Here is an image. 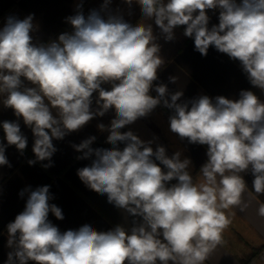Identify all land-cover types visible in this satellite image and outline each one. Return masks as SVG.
<instances>
[{"label": "clouds", "instance_id": "9594fccd", "mask_svg": "<svg viewBox=\"0 0 264 264\" xmlns=\"http://www.w3.org/2000/svg\"><path fill=\"white\" fill-rule=\"evenodd\" d=\"M145 17L172 39L177 26L194 39L202 55L210 46L239 60L253 87L264 90V0H138ZM219 8V23L209 28L207 10ZM32 15L9 16L0 28V92L6 107L22 117L35 136L37 159L56 150L52 139L81 128L93 118L91 97L99 93V115L114 108L108 143L92 149L91 140L79 145L84 157L95 155L91 166L79 170L80 179L109 202L140 215L144 224L127 234L122 228L98 232L89 225L61 232L49 213L63 219L50 205L48 187L30 193L24 211L7 225L8 245L16 244L20 264H202L230 224L224 210L241 201L245 181L239 173L251 169L253 191L264 194V103L250 90L239 99L203 95L177 104L170 129L191 143L207 145L203 182L194 184L186 171L188 160L168 158L163 147L155 152L125 125L145 116L159 99L149 95L161 59L152 43V26H132L122 18L104 19L93 11L70 17L71 34L59 43L36 47L31 42ZM25 78L37 88L19 90ZM111 83V89L101 87ZM164 96L166 88H156ZM47 101V103H46ZM167 104V101H165ZM58 109L59 118L51 109ZM8 145L26 148L27 139L16 122L2 124ZM126 142L121 150L116 145ZM155 157V159H153ZM159 161V164L156 163ZM7 163L0 145V165ZM33 163V161H29ZM163 166L164 171L161 167ZM47 167V165H46ZM177 182L168 186L167 182ZM264 216V204L259 208ZM162 237V238H161ZM13 261L9 252L6 264Z\"/></svg>", "mask_w": 264, "mask_h": 264}, {"label": "crops", "instance_id": "0c3cea01", "mask_svg": "<svg viewBox=\"0 0 264 264\" xmlns=\"http://www.w3.org/2000/svg\"><path fill=\"white\" fill-rule=\"evenodd\" d=\"M93 11L104 19L109 16L122 18L132 26L151 25L154 37L152 43L158 47L156 55L162 61L157 69V79L152 82L149 91V95L158 98L159 103L145 116L138 117L119 131L131 132L145 146L151 147L153 152L163 147L168 158L179 154L180 161H189L186 171L193 183H202L200 169L208 159L207 145L191 143L171 131L170 118L176 113L174 107L167 105L172 103V95L181 93L176 103L190 105L203 95L212 98L213 102L219 96L235 100L239 99L241 91L250 90L264 103V90L251 85L239 60L230 58L213 46L209 47L207 55H202L196 50L194 39L184 35L186 26L175 27L172 39H167V34L155 25L154 18L143 15L138 0H0V28L9 16L24 19L32 15V44L36 47L48 46L59 43L60 35L73 32L70 17L77 13L87 17ZM219 11V8L207 10L209 28L219 23ZM21 80V91L38 87L23 77ZM111 86V83L101 84L105 90H110ZM159 86L166 88L162 97L156 92ZM6 98L7 92H0V145L4 147L7 160V163L0 165V264H6L9 252L13 253L11 264H20L15 258L16 244L11 247L8 245L7 225L24 211L30 193L44 186L48 187V203L58 207L63 216V219H57L50 212L48 218L62 233L77 231L89 225L98 232L114 231L119 227L131 234L133 229L144 224L140 215H134L126 208L109 202L107 194L92 190L79 177V170L91 166L95 159L94 154L84 157L87 149L78 150L80 144L91 140L89 147L92 149L113 147L107 138L111 122L116 118L115 109L111 108L103 115L98 114V91L91 97L93 118L77 130L66 131L62 138H53L52 144L56 150L44 160L37 159L33 152L36 138L31 128L24 124L22 117L15 116L13 110L5 106ZM51 111L59 118L58 109L53 108ZM5 121L19 124L21 133L27 139L25 149L7 144L2 128ZM125 143L120 142L116 146L122 150ZM156 163L159 164V161ZM239 175L246 185L241 201L224 210L231 222L202 264H264V253L251 259L254 251L264 245V216L259 215L264 194L253 191L254 176L251 169ZM176 182L173 179L167 184L171 186ZM28 264L35 262L28 261ZM157 264L160 262L157 261Z\"/></svg>", "mask_w": 264, "mask_h": 264}, {"label": "trees", "instance_id": "16d2710c", "mask_svg": "<svg viewBox=\"0 0 264 264\" xmlns=\"http://www.w3.org/2000/svg\"><path fill=\"white\" fill-rule=\"evenodd\" d=\"M263 251H264V245L258 247V248L254 251V253H253L251 259H252V258H255V257L259 256V255H261ZM251 259H250V260H251Z\"/></svg>", "mask_w": 264, "mask_h": 264}, {"label": "rangeland", "instance_id": "374dc122", "mask_svg": "<svg viewBox=\"0 0 264 264\" xmlns=\"http://www.w3.org/2000/svg\"><path fill=\"white\" fill-rule=\"evenodd\" d=\"M263 253H264V251L262 252V254L261 255H259V256H262L263 255Z\"/></svg>", "mask_w": 264, "mask_h": 264}]
</instances>
